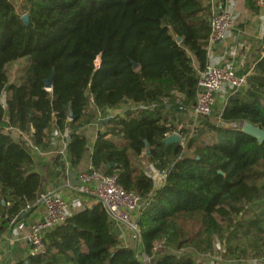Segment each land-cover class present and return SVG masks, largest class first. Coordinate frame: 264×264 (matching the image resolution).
<instances>
[{"label": "trees", "instance_id": "obj_1", "mask_svg": "<svg viewBox=\"0 0 264 264\" xmlns=\"http://www.w3.org/2000/svg\"><path fill=\"white\" fill-rule=\"evenodd\" d=\"M17 1L0 0V233L34 211L46 182L29 148L5 125L33 131V145L42 150L50 146L53 127L68 131L69 165L77 168L88 151L80 130L93 121L91 108L104 113L130 103L152 108L131 106L109 119L91 165L117 175L125 191L143 199L138 225L144 254L155 260L163 244L169 253L155 264H194L170 251L212 252L222 224H228L229 255L243 252L232 244L240 236L264 245V143L242 132L247 122L264 130V54L216 120L201 118L188 137L163 112L176 96L195 106L208 62L209 0ZM21 60L22 73L11 83L9 67ZM52 75L48 91L43 82ZM175 132L186 140L185 149L164 143ZM144 153L168 171L158 189L131 163ZM54 165L56 177H66L61 156ZM115 231L101 204L83 208L46 234L45 255L16 264H143Z\"/></svg>", "mask_w": 264, "mask_h": 264}, {"label": "built area", "instance_id": "obj_2", "mask_svg": "<svg viewBox=\"0 0 264 264\" xmlns=\"http://www.w3.org/2000/svg\"><path fill=\"white\" fill-rule=\"evenodd\" d=\"M209 1L211 31L208 41V62L204 71L199 75L198 94L192 111V116L196 124H199L201 118L209 117L215 112L218 96L221 97L226 104L228 98L232 94L245 88L249 75L239 76L232 61H225L224 64L220 65L212 60L211 50L213 46L223 44L233 38V29L240 19L241 14L238 11L235 0H226L224 3L217 0ZM256 6L264 9V0H257ZM150 108L152 107L146 105L132 107L133 110H148ZM103 114H106L105 116L108 118L119 117H113L112 113L99 112L97 114L98 118L102 119L104 117ZM173 134L178 133L175 132ZM67 137L68 134L61 137L63 139V146H61L62 148L59 150L56 148L54 152L55 155L61 156L64 160L66 171L70 166L67 156ZM184 143V138H182L181 145L183 149L186 147ZM27 147L39 154L43 152L41 148L34 145ZM146 175L153 182L154 188L158 189L165 184L168 171H161L154 165H151L149 167V174ZM67 177L66 175L64 178L63 187L64 189L70 188L74 194L73 197L67 198L63 187L53 188L44 192L36 204L32 206L35 207V205H40L43 208V216L29 226L26 236L29 256L45 255L47 252L45 243L46 234L65 224L69 218L83 208L90 209L96 204H101L105 208L109 220L111 221L112 228L119 231L118 237L123 231L119 239L125 241L126 234L124 230H129L134 235L138 245H140V251L143 252L138 221L143 211L144 201L139 195L134 192L125 191L118 184L117 175H103L94 171L92 165L87 172L81 173L78 176L76 184L74 185L68 181ZM212 248V252L202 256L206 258L209 264L224 263L227 254L224 244L217 239H212ZM181 252H189V254L198 255V253L193 250H181ZM135 255L139 261L143 262L139 252H135ZM144 256L146 255L144 254ZM146 258L152 261L147 256ZM231 264H264V255L259 259L236 258Z\"/></svg>", "mask_w": 264, "mask_h": 264}, {"label": "crops", "instance_id": "obj_3", "mask_svg": "<svg viewBox=\"0 0 264 264\" xmlns=\"http://www.w3.org/2000/svg\"><path fill=\"white\" fill-rule=\"evenodd\" d=\"M217 1L224 3L226 0ZM235 1L237 3L238 11L241 15L240 19L233 29V38L223 44L214 45L211 50V54L212 60L220 65L224 64L225 61H232L237 70V74L239 76H244L251 73L256 60L264 54V51H262V49L258 50L257 48L258 39H262V36L264 35V9L255 6L254 1L252 2V4H250V2L246 3L243 0ZM248 23L251 26H248ZM255 27L257 29V32H251L254 31ZM260 29H263V32ZM22 63L23 67L25 65V60H21L17 63H14L13 65L19 66ZM194 66L195 68L197 67L196 63H194ZM22 67L20 70V74L22 73ZM3 105L5 107V102L3 103ZM131 106L132 105L128 103L126 105H123L120 109L107 112L112 113L113 117L121 116V114H123V112L129 109ZM94 111L96 113L97 119V114L99 113V111L95 108ZM105 115L106 114H103L104 117L100 120V126H97V121L93 119L90 124L84 126L80 130V133L84 135L88 140V151L83 156V159L77 168H70V166L68 167L66 175H68L69 173L72 174L71 172H73V174H76L75 180L71 182V184L73 185L76 184L78 176L81 173L87 172L91 166V154L99 133L105 130V123L109 119H112L106 117ZM6 122L8 121L6 120ZM4 131L8 133L14 141L20 142L25 146H33V131L29 130L28 132H21L20 130L9 126L8 124L5 125ZM53 131H55L54 127L52 128L51 132ZM57 132L59 133L57 134V136L61 137H63L65 134H68V131H66L65 133H62L60 131ZM61 146H63V143ZM61 146L58 147L56 142H52L51 139L50 146H48L46 150H42V154L29 149L34 159L36 171L40 173L41 176L46 180L41 195L44 192L50 190L53 186H57L59 188L64 186L63 181L65 177H56L55 174L57 168H54V152L56 151V148H58V150L61 149ZM59 183L60 185H58ZM64 192L67 198H71L74 196L70 188L64 189ZM42 216L43 208L40 205H35L34 211L26 219L12 225L10 229H7L6 231L0 233V264H16L17 262L29 256L28 242L26 240L29 226L30 224L39 220Z\"/></svg>", "mask_w": 264, "mask_h": 264}, {"label": "rangeland", "instance_id": "obj_4", "mask_svg": "<svg viewBox=\"0 0 264 264\" xmlns=\"http://www.w3.org/2000/svg\"><path fill=\"white\" fill-rule=\"evenodd\" d=\"M244 2L248 3L250 2V4H252V2L254 1V4L256 6V2L257 0H243ZM15 3H18V1H13ZM17 10L19 13H21V10L19 9V5L17 4ZM241 22V21H240ZM239 22V23H240ZM248 26H251L248 23ZM263 32V29H260ZM251 32H257L256 27L254 28V31ZM261 32V33H262ZM251 36V35H250ZM258 38V37H257ZM260 40V41H259ZM261 42V45H260ZM257 48L258 50L262 49V51H264V35L262 36V39H258V43H257ZM23 63L19 66L16 65H12L9 67V73H10V81L12 82H16L17 78L21 75L20 74V70L22 67ZM5 95L2 97V102H5ZM175 102L176 104L174 105V107L171 108H167L166 110H164V114L165 116L168 118V121L175 126L177 131H181L184 132V135H188V137H191L194 130L197 128V124L195 123V119L192 116V111H193V107L191 106H187L186 104H184V102H180V96H176L175 97ZM92 106V105H91ZM225 106V102L223 101L222 98H220L219 96L217 97V103H216V108H215V113L209 117L203 118L205 119H210V120H214L215 117H217L221 111L222 108ZM90 114L93 116V118L97 121V126H100V122L98 117L96 119V113L94 111V109L91 108L90 110ZM202 119V120H203ZM216 120V119H215ZM53 132H51V139L52 142H56L57 146H61L62 145V138L60 136H57V134H59L57 132V128L54 127ZM53 133V135H52ZM51 141V140H50ZM186 140L184 139V142ZM186 143V142H185ZM184 143V146H185ZM185 149V148H184ZM58 156V155H55ZM131 163L133 164V166L139 170H143L146 174H149V167L151 165H153V163L150 161V159L146 156V154L144 153L143 155H141L140 157H135V158H130ZM72 174H68L67 179L70 182H73L75 180V175L73 174V172H71ZM60 185V183L58 184ZM52 188H58L57 186H53ZM51 188V189H52ZM251 214H247V218H250ZM223 225V229H224V233L223 235L217 234L215 233V236L213 239H217L219 240L221 243L224 244L227 254H226V260L224 261V263L222 264H231V262L233 260H235L236 258H245V259H259L262 258L263 252H264V245L262 244H256L255 243V239L254 238H246L243 236H240L239 239L234 240L233 241V245L234 246H239L240 250H242L243 252H239V254L237 255H233L230 253V255L228 254V249H227V242H226V237H227V229L226 226L228 224H222ZM264 228V225H263ZM116 231L113 232L115 235H118V230L115 229ZM123 232V231H122ZM121 232V233H122ZM125 232V241L120 240L122 243H124L126 246L131 247L135 252H139L140 254V258L143 259L142 263L144 264H155V261H157L158 259H160L164 254H168L169 251L166 249V247L163 244H159L157 246V256L155 258V260L149 261L146 256H144L143 252L140 251L141 247L140 245H138L134 235L129 231V230H124ZM121 233L119 234V237L121 235ZM198 255H192L189 254V252H181V251H170V254L176 255L179 258H191L192 261L194 262V264H209L206 261V258L202 255L206 254V253H210V251H202V252H197Z\"/></svg>", "mask_w": 264, "mask_h": 264}, {"label": "water", "instance_id": "obj_5", "mask_svg": "<svg viewBox=\"0 0 264 264\" xmlns=\"http://www.w3.org/2000/svg\"><path fill=\"white\" fill-rule=\"evenodd\" d=\"M11 1H17V0H11ZM23 22L25 23L26 26H29L30 22H29V16L25 15L22 18ZM178 42H181V39H178ZM101 61V56H99L97 58V63L99 64ZM134 66H136L134 64ZM52 82H53V75L45 80L43 82L46 90L51 91L52 90ZM71 119H72V114H71ZM242 132L254 139H256L258 141L259 144L264 143V130H262L261 128L252 125L251 123H245L243 128H242ZM182 140V137L179 134H173L169 137H167L164 140L165 144H180ZM4 205V202H3Z\"/></svg>", "mask_w": 264, "mask_h": 264}]
</instances>
